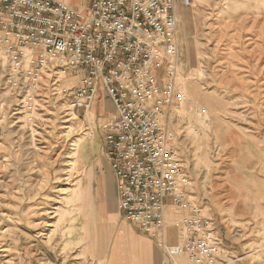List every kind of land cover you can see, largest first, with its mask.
<instances>
[{"label":"rangeland","instance_id":"rangeland-1","mask_svg":"<svg viewBox=\"0 0 264 264\" xmlns=\"http://www.w3.org/2000/svg\"><path fill=\"white\" fill-rule=\"evenodd\" d=\"M183 12L171 147L188 166L191 203L222 239L219 264H264V0H196ZM10 68L0 45V264H93L86 238L102 255L111 230L94 238L89 188L84 231L79 199L104 144L103 93L96 114H70L46 72L28 112L7 85Z\"/></svg>","mask_w":264,"mask_h":264},{"label":"built area","instance_id":"built-area-1","mask_svg":"<svg viewBox=\"0 0 264 264\" xmlns=\"http://www.w3.org/2000/svg\"><path fill=\"white\" fill-rule=\"evenodd\" d=\"M194 3L94 0L86 12L57 0H0V45L11 61L7 85L25 111L34 110L46 72L70 114L87 115L102 92L115 109L100 128L120 218L153 240L167 263L184 257L219 264L222 239L212 218L191 203L193 180L166 124L183 96L178 13Z\"/></svg>","mask_w":264,"mask_h":264},{"label":"crops","instance_id":"crops-1","mask_svg":"<svg viewBox=\"0 0 264 264\" xmlns=\"http://www.w3.org/2000/svg\"><path fill=\"white\" fill-rule=\"evenodd\" d=\"M57 1L86 12L91 9L94 2V0ZM202 1H204V4L208 3V0ZM183 10L186 9L180 8L178 13L179 36L180 27L182 25L180 17L182 16L185 19V12H183ZM103 100L108 115H100L102 122L113 118L115 112L112 103L107 99ZM92 110L94 114L97 113L94 108H92ZM104 155L105 147L104 144H102L99 150V157L97 158L99 162H95V164L88 169L86 179L82 183L83 191L81 192L86 196L87 192L85 193V190L91 188L92 203H90L91 205L94 203V207H97L96 215L94 216V220L96 221L95 232H93L94 238L96 237L99 239L100 230H111L106 235L108 244L102 249L103 256L100 255L99 242L92 244L86 238V248L92 257L93 264H165L163 255L155 242L141 234L134 225L120 219L118 212L117 180L110 162ZM103 217L107 219L102 221ZM83 219L85 231V211H83ZM173 220H175V218L170 220L171 224ZM167 237L170 242L176 241V232L172 227L168 229ZM89 244L92 245L89 246Z\"/></svg>","mask_w":264,"mask_h":264},{"label":"bare ground","instance_id":"bare-ground-1","mask_svg":"<svg viewBox=\"0 0 264 264\" xmlns=\"http://www.w3.org/2000/svg\"><path fill=\"white\" fill-rule=\"evenodd\" d=\"M91 113V112H90ZM85 141V140H84ZM88 145V144H87ZM89 146V145H88ZM94 147V146H93ZM84 148V147H83ZM90 148V147H89ZM77 149H78V147H77ZM77 154H78V152H77ZM78 156V155H77ZM83 157V156H82ZM82 157H80V158H82ZM78 158V157H77ZM74 162H75V160H74ZM76 163H78V162H76ZM75 165V164H74ZM76 166H77V164H76ZM80 202L82 203V210L83 211H85V213H86V216H87V209H86V207H85V202H84V200H85V196L82 194V193H80ZM79 198V197H78ZM85 215V214H84ZM106 218V217H105ZM107 219V218H106ZM182 260H185L188 264H189V262H188V260H186V258H184V257H181V258H179L178 259V262L180 263V264H182Z\"/></svg>","mask_w":264,"mask_h":264}]
</instances>
